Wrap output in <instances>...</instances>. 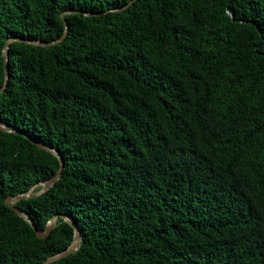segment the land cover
I'll return each mask as SVG.
<instances>
[{
    "label": "trees",
    "instance_id": "16d2710c",
    "mask_svg": "<svg viewBox=\"0 0 264 264\" xmlns=\"http://www.w3.org/2000/svg\"><path fill=\"white\" fill-rule=\"evenodd\" d=\"M90 12L91 14H85ZM65 17H63V15ZM67 23V26H66ZM0 264H264V0H0ZM41 187H37L38 191Z\"/></svg>",
    "mask_w": 264,
    "mask_h": 264
},
{
    "label": "water",
    "instance_id": "95a60500",
    "mask_svg": "<svg viewBox=\"0 0 264 264\" xmlns=\"http://www.w3.org/2000/svg\"><path fill=\"white\" fill-rule=\"evenodd\" d=\"M85 14H91L90 12H85ZM63 17L64 14H62ZM67 26V23H66ZM64 38V35L59 38V39H55V40H51V41H44L41 39H25V38H21V37H11L7 40L6 43V52H5V64H6V79H5V84L0 87V91H3L5 89L6 83L8 81L9 78V68H8V57H9V47L12 41H25L27 43H32L35 45H42V46H46V45H52L55 43L60 42L62 39ZM0 128L2 130L5 131H19L17 128H10L8 127V125L6 123H4L2 120H0ZM26 137H28L33 143H35L37 146L46 149L48 151H50L51 153H53L54 155H56L59 159H60V166L57 170V172L55 173V175H53L51 178L45 180V181H41L38 182L37 184H35L34 186L31 187V189L27 192V193H23V194H17V195H10L7 197L6 202L22 217H24L25 220H27L28 222L31 223V225L33 226V228L36 230L37 234L39 237H46L52 230V228L55 225V219L56 217H63L65 220H67L75 229V236L74 239L72 241V243L70 244V246L59 252L56 254L51 255L50 257H48V259H46L42 264H48L51 261L54 260H58L62 257H65L67 255H69L70 253H73L75 251L78 250L79 248V243L81 240V232L80 229L77 225V223L69 216V215H65V214H56L52 219L49 220L46 230L43 231L41 229H39L34 220L31 218V216L25 212L23 209L19 208L17 205H15V202L23 199V198H30L36 195H40L45 193L46 191H48L52 186L55 185V183L57 182V180L61 177L62 172H63V168H64V159L62 154L60 153L59 150H57L55 147H52L48 144H45L37 139L32 138L30 135L26 134L25 132H22ZM41 186V188L36 191V188Z\"/></svg>",
    "mask_w": 264,
    "mask_h": 264
},
{
    "label": "rangeland",
    "instance_id": "374dc122",
    "mask_svg": "<svg viewBox=\"0 0 264 264\" xmlns=\"http://www.w3.org/2000/svg\"><path fill=\"white\" fill-rule=\"evenodd\" d=\"M39 187H41V186H39Z\"/></svg>",
    "mask_w": 264,
    "mask_h": 264
}]
</instances>
